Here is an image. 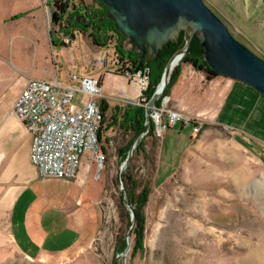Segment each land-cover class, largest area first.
I'll list each match as a JSON object with an SVG mask.
<instances>
[{"label":"rangeland","instance_id":"rangeland-1","mask_svg":"<svg viewBox=\"0 0 264 264\" xmlns=\"http://www.w3.org/2000/svg\"><path fill=\"white\" fill-rule=\"evenodd\" d=\"M203 1L237 41L264 59V0ZM54 3L67 5L65 17L56 12ZM100 4L97 0H0V18H19L12 30L0 28L2 50L22 57L24 65L32 68L28 77L57 79L62 84H70L69 78L73 75L102 78L103 95L112 106L134 104L141 95V87L136 79L132 81L128 76L115 74L121 68L115 33L97 37L96 31L101 25L85 32L79 29L60 32L61 20L66 24L67 17L71 19L72 28L76 23L84 26L83 21H78L79 17L101 24L106 11ZM54 13L59 18L58 24L53 21ZM29 25L34 26V33H28ZM190 34L191 29L187 31V42L182 50L187 48ZM17 35L21 38L17 39ZM25 36L29 38L23 39ZM52 36H58L70 46L51 45ZM94 36L97 44H94ZM124 47L132 48L130 40L124 42ZM183 60L175 66L180 67V71L183 65L189 64ZM87 100L85 94L79 93L74 104L81 109ZM6 103L7 107H4L6 104L0 107V132L9 110ZM108 122L109 118L104 127ZM203 123L201 134L196 136L191 126L175 127L162 136L154 132L155 141L145 135V145L154 161L148 166L142 156L137 155L138 145L135 148L129 165L137 181L133 192L139 195L146 184L151 189L144 209L143 248L136 253V218L132 222L122 202L120 172L125 161L118 155L119 149L134 135H125L118 128L103 131L100 149L105 148L106 160L102 167L92 163L103 187L99 234L81 253L56 264H264V155H250L248 150L256 153L251 145L243 149L233 143L226 148L229 155H194L201 151L197 139L208 127L205 121ZM90 157L86 155L84 162H90ZM126 173L127 170L124 175ZM122 239L129 241L130 248L118 253L116 247ZM0 264L52 263L31 260L11 241H0Z\"/></svg>","mask_w":264,"mask_h":264},{"label":"crops","instance_id":"crops-1","mask_svg":"<svg viewBox=\"0 0 264 264\" xmlns=\"http://www.w3.org/2000/svg\"><path fill=\"white\" fill-rule=\"evenodd\" d=\"M18 19L0 18V28L12 30ZM27 31L34 33V26L29 25ZM1 44L2 39L0 107H7L8 102L9 110L0 132V241H11L31 260L56 264L95 241L102 223L103 187L96 179L92 159H83L74 179L40 177L31 161L32 137L14 112L16 100L35 77L27 76L32 68L24 65L22 57L5 53ZM169 97L174 109L208 126L197 139L201 151L194 155H229L226 148L231 143L243 149L251 145L256 153L248 150L250 155H264V97L252 87L221 76L209 79L205 72L187 64ZM103 100L112 106L104 95Z\"/></svg>","mask_w":264,"mask_h":264},{"label":"built area","instance_id":"built-area-1","mask_svg":"<svg viewBox=\"0 0 264 264\" xmlns=\"http://www.w3.org/2000/svg\"><path fill=\"white\" fill-rule=\"evenodd\" d=\"M125 74L132 81L136 79L142 93L147 89L148 70ZM69 82L62 84L57 79H31L14 105V112L32 137L31 161L42 179L76 178L83 158L88 154L99 167L106 160L100 149V132L104 122L101 78H79L73 75ZM74 83L80 86L75 87ZM79 93L88 97L81 109L74 104ZM159 100L160 105H156L152 112L157 136L175 127L183 129L188 126L192 127L195 136L201 134L203 121L187 117L172 108L170 97L164 94ZM147 103H144L145 107ZM99 178L97 175L96 179Z\"/></svg>","mask_w":264,"mask_h":264},{"label":"water","instance_id":"water-1","mask_svg":"<svg viewBox=\"0 0 264 264\" xmlns=\"http://www.w3.org/2000/svg\"><path fill=\"white\" fill-rule=\"evenodd\" d=\"M97 1L106 7V18L113 22L115 29L124 38L130 40L133 49L143 53V60L151 61L158 57L160 50L170 41L179 43L181 32L191 29L187 48L170 60L160 84L147 103L145 131L152 123L153 108L168 87L174 62L177 59L183 60L195 38L200 40L203 48L202 56L210 69L221 77L252 87L264 97V59L237 41L223 21L205 5L203 0ZM53 21L59 23L57 13L53 14ZM145 131L135 140L120 172L123 201L129 210L132 222H135L136 210L125 198L124 173ZM130 235L131 231L129 237Z\"/></svg>","mask_w":264,"mask_h":264},{"label":"trees","instance_id":"trees-1","mask_svg":"<svg viewBox=\"0 0 264 264\" xmlns=\"http://www.w3.org/2000/svg\"><path fill=\"white\" fill-rule=\"evenodd\" d=\"M56 3L53 5L55 6ZM102 7H104L105 11L106 7L103 4H100ZM56 12L60 13L62 16L65 14L67 10V5H57L55 6ZM106 12L102 15V22L100 24V21H89L91 25L83 26L81 24L76 23V26L72 28H62L60 32H63V30L71 31L73 29H79L82 31H86L88 28H95L99 25V30L96 31L97 37H105L107 33H115L118 37V43L116 45V55H117V61L119 62L118 65L122 66L123 69L118 70L115 74L117 75H125L126 72H132L135 73L137 71H140L142 69L148 70V79L149 84L147 89L142 93L141 99H140V105L136 104H129L126 106H115L110 107V105L103 100L101 102V110L104 116V122L102 125V129L100 132V141L101 136L104 134L103 131H109L110 129L118 128L125 135H131L133 134L132 140H130L126 145L121 147L119 149V157L122 160H126L129 154V151L131 150V147L135 140L145 131V125H146V107L144 106L143 101L149 102L151 98L153 97L158 85L160 84L164 71L170 62V60L175 56L178 52L182 50V48L186 45V34L187 31H182L179 39V43H176L174 41H170L162 50H160L158 57L154 58L151 61H147V59L143 60V53L141 51H138L136 49H126L124 47V42L127 41L126 38H124L114 27L113 22L108 20L106 18ZM17 17V16H16ZM80 18V17H79ZM78 18V20H79ZM98 20V18H97ZM103 27V28H101ZM84 28V29H82ZM70 29V30H69ZM101 29V30H100ZM52 35V32H51ZM94 36V44L98 43V40ZM129 40V39H128ZM52 42L53 44L68 46L64 41L56 40L54 36H52ZM62 42V43H61ZM203 48L200 45L199 38H195L191 44V47L189 48V51L187 55L184 57L183 63H189L191 64L196 70L205 72L207 74V77L210 79L213 76H219L215 71L210 69L205 61V59L202 56ZM180 67L175 68L173 71L168 87L164 93V96H168L170 93L171 88L173 87L174 83L180 76ZM161 100L157 102V106L160 105ZM109 118V122L106 127L104 125L106 124L107 119ZM155 127L153 122L151 125L147 128L145 131L146 136L150 137L151 139L156 140L155 138ZM145 138V137H144ZM144 138L138 142V153L137 155H141L143 160L145 161L146 166H148L150 163H153L150 158L151 155L149 154V148L148 145H145ZM158 140V139H157ZM106 142L109 143V139H106ZM137 147V146H136ZM103 153L106 152L105 148L102 147ZM124 182H125V191L127 200L135 207L136 210V229L134 231L135 236V246H134V253L138 252V250H141L143 248V242H144V230H145V219H144V209L147 206L151 194V189L148 184H146L141 191L139 195H135L133 192V189L137 186V181L135 180L132 168L128 167L127 173L124 175ZM129 187H132V190H130ZM122 202L123 196H122ZM128 249V240L122 239L120 243L117 245L116 250L118 253H123Z\"/></svg>","mask_w":264,"mask_h":264},{"label":"flooded vegetation","instance_id":"flooded-vegetation-1","mask_svg":"<svg viewBox=\"0 0 264 264\" xmlns=\"http://www.w3.org/2000/svg\"><path fill=\"white\" fill-rule=\"evenodd\" d=\"M65 13L67 14V10H66ZM63 16L65 17V14ZM66 20H67L66 21V24L64 23V19L61 20L60 26H62V28H70V26H71V19H70V17H67ZM79 20L80 21H83L82 23H84V26H86V28H87V26L91 25L90 22L87 19L83 18V17L82 18L80 17Z\"/></svg>","mask_w":264,"mask_h":264},{"label":"bare ground","instance_id":"bare-ground-1","mask_svg":"<svg viewBox=\"0 0 264 264\" xmlns=\"http://www.w3.org/2000/svg\"><path fill=\"white\" fill-rule=\"evenodd\" d=\"M180 62V60H176L175 62H174V64H173V68H175V66L178 64ZM162 89V88H161ZM260 188H261V186H260ZM261 190H263V189H261Z\"/></svg>","mask_w":264,"mask_h":264}]
</instances>
